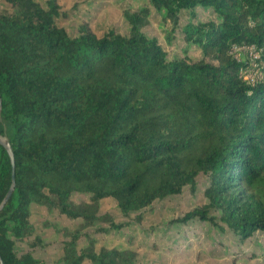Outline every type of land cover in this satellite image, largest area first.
<instances>
[{
  "label": "trees",
  "instance_id": "16d2710c",
  "mask_svg": "<svg viewBox=\"0 0 264 264\" xmlns=\"http://www.w3.org/2000/svg\"><path fill=\"white\" fill-rule=\"evenodd\" d=\"M1 1L0 135L15 158L0 212L4 264H45L33 205L77 223H43L63 235L61 264H136L132 250L97 249L96 234L131 224L101 213L102 202L140 224L155 202L196 193L202 176L208 204L174 223H208L241 243L264 238V83L245 81L246 62L230 54L254 44L264 67V0H147L123 11L127 34L102 36L88 21L76 36L60 26L59 0ZM153 10L200 58H170L145 33ZM11 185L0 144V205Z\"/></svg>",
  "mask_w": 264,
  "mask_h": 264
},
{
  "label": "rangeland",
  "instance_id": "374dc122",
  "mask_svg": "<svg viewBox=\"0 0 264 264\" xmlns=\"http://www.w3.org/2000/svg\"><path fill=\"white\" fill-rule=\"evenodd\" d=\"M45 5V0H39ZM62 16L57 19L72 36L78 33V27L83 21H88L95 33L102 36L109 30L121 34L129 32V26L123 17V11L128 8L139 9L148 5L147 0H59ZM4 6L0 0V7ZM200 18L212 17V12L198 10ZM183 14L182 23L188 20ZM150 24L144 31L149 37H154L162 44L170 58L188 54L192 58H200L201 54L193 46H187L181 39L180 31L171 40L172 28L165 25L160 14L152 11ZM206 179L199 178L196 193L186 189L181 195L155 202L145 213L142 223L135 221L134 216L125 218L115 201L107 199L102 202L101 213L111 214L118 223L131 221L128 227L109 234H96V247L132 250L137 254L136 264H264V259L258 254L264 243L263 236L257 234L250 240L241 243L230 230L222 231L219 227L208 223L195 222L190 225L174 223L177 218L186 213L206 207L207 200L203 196ZM81 200L82 197H75ZM33 220L38 233L49 245L36 252V256L45 260V264H61L63 254V235L52 227L44 226V222L52 223L59 230L75 229L77 223L48 212L45 207L32 206ZM211 216L219 215L214 211ZM105 224L102 223V226ZM93 230V229H92ZM81 245H86L85 240Z\"/></svg>",
  "mask_w": 264,
  "mask_h": 264
},
{
  "label": "built area",
  "instance_id": "2783aa9c",
  "mask_svg": "<svg viewBox=\"0 0 264 264\" xmlns=\"http://www.w3.org/2000/svg\"><path fill=\"white\" fill-rule=\"evenodd\" d=\"M261 49L251 44H233L230 54L237 61H245L246 66L240 70V76L251 85L264 83V67L261 64Z\"/></svg>",
  "mask_w": 264,
  "mask_h": 264
},
{
  "label": "water",
  "instance_id": "95a60500",
  "mask_svg": "<svg viewBox=\"0 0 264 264\" xmlns=\"http://www.w3.org/2000/svg\"><path fill=\"white\" fill-rule=\"evenodd\" d=\"M1 110H2V100H1V96H0V115H1ZM0 144L2 146H4L5 149L7 150V153L10 157L11 164H12V185H11V188H10L9 192L7 193L5 199L3 200V202L0 205V212H1V210L3 209L5 204L11 198V196L14 192V189H15V158H14V153H13V149L11 147V144L9 143V141L6 138L2 137L1 135H0ZM0 264H4L1 256H0Z\"/></svg>",
  "mask_w": 264,
  "mask_h": 264
}]
</instances>
